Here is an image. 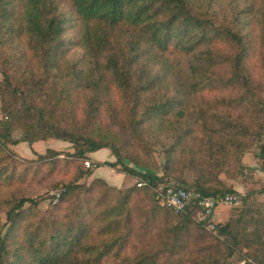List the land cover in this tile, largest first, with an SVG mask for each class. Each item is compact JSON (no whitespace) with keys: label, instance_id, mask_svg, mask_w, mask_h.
Returning a JSON list of instances; mask_svg holds the SVG:
<instances>
[{"label":"trees","instance_id":"1","mask_svg":"<svg viewBox=\"0 0 264 264\" xmlns=\"http://www.w3.org/2000/svg\"><path fill=\"white\" fill-rule=\"evenodd\" d=\"M243 1L226 15L222 0H0V192L45 165L74 168L47 210L26 195L0 197V264H226L235 255L264 264V201L256 199L264 184L216 232L192 209L162 206L152 188L178 178L200 195L240 194L222 175L235 179L264 138V0ZM76 47L83 52L74 58ZM76 99L84 120L70 128L58 114ZM25 111L35 120L24 122ZM104 111L121 120L136 154L107 136L113 130H99ZM18 127L24 136L15 141ZM50 137L74 152L48 147L24 157L10 146ZM155 143L161 165L149 159ZM103 148L116 160L89 155ZM260 151L264 158V143ZM84 159L93 166L84 169ZM104 165L148 184L117 196L105 178L80 182ZM185 166L197 171L190 182L180 177ZM143 194L151 200L144 227L161 224L134 252Z\"/></svg>","mask_w":264,"mask_h":264},{"label":"rangeland","instance_id":"2","mask_svg":"<svg viewBox=\"0 0 264 264\" xmlns=\"http://www.w3.org/2000/svg\"><path fill=\"white\" fill-rule=\"evenodd\" d=\"M239 4L240 6L243 5L244 1L243 0H222L221 6L223 7V12L228 15L234 10V5ZM83 50L81 48H74L72 50L70 56L71 57H79L82 55ZM261 74V72H260ZM258 75V77L260 76ZM0 79H2V75L0 73ZM259 81H264V76L258 78ZM43 98V97H41ZM81 102H79L78 99L74 101V104L72 107L67 106L64 108L63 111H60L59 118L63 120V122L71 128L72 125L75 126H80L83 123L84 120V113L82 112V106L80 105ZM23 109L22 107H19ZM69 110V111H68ZM0 118H3V114L1 111V101H0ZM35 120V115L30 112H26L23 117L24 122H31ZM99 130L103 133L114 131L112 133L107 134V136L114 138V140L117 143H120L124 150H132L136 154L137 148L136 145L133 146L132 143L128 141V135L126 133V130L123 128L121 120L118 121L115 119V117L111 116L108 114V112H103L101 115V119L99 123L97 124ZM24 136L23 129L21 127L16 128L13 131L12 139L13 140H20ZM51 138V137H50ZM44 141H38L39 145L37 150L45 152L43 146L45 148L47 147H55L58 148L59 150H62L64 154H61V157L65 156V153L67 152H74V147L73 145L68 142V141H63L59 140L57 138H53ZM63 142V143H62ZM264 143V138L262 141H260V147L261 144ZM25 144H29L25 142ZM24 144L18 143V144H10L11 148L15 150L17 153H19L21 156L26 157L25 153L27 152V149ZM42 147V148H41ZM260 147H255L253 152H248L244 156V166L240 170V173L235 179L232 178H227L226 175H222V177L226 180L227 183L235 186L238 188V192L240 193V198L246 194L248 190H253V189H259L261 186L264 184V158H261L260 156ZM32 148V147H31ZM30 148V149H31ZM69 149V150H67ZM108 151L113 155V160H116V157L112 153L111 149L107 148ZM33 150V149H32ZM153 158H149L151 164H153L154 159L155 162L158 165H161L165 162L166 157L165 153L163 151L162 144L160 143H155L153 147ZM92 152H89L91 154ZM36 152L34 151L32 155L35 156ZM101 154V153H98ZM100 156V155H99ZM36 157V156H35ZM91 161V160H90ZM101 162L107 161V160H100ZM85 159L82 160L83 167L84 169H87L88 167L85 165ZM99 162V161H98ZM130 166H135L132 162L129 163ZM91 166H93V162L91 161ZM104 167L105 171H102L103 173L108 170L107 165L100 166ZM99 167H94L93 172H95L96 169ZM111 169V168H110ZM115 170V169H114ZM74 168L69 167L65 164L64 161H61L56 168H53L50 165H45L41 167L40 172L34 173V171L27 177L24 178L23 180L17 181V183L11 187L10 189L3 190L0 192V197L7 199L8 197H14V196H22L26 195L30 198H34L36 201L39 202V208L41 210H47L50 208V196L49 193L50 191L58 186L56 184H61L64 183L66 184L68 181L72 180L74 176ZM116 172L121 175L120 171L116 170ZM155 172L158 174H162L163 171L162 169L158 168L155 169ZM196 168L192 167H187L185 166L182 171H181V178L187 180L188 182L192 181L194 177H196ZM94 174V173H93ZM92 175L84 176L82 179H80L81 183H86L90 184L94 179L95 176L93 177ZM117 176V175H115ZM121 180V178H119ZM142 179H139L133 175H126L124 179H122V187H117L118 189L115 191L117 196H120L123 194V192L130 186L137 184L139 181ZM171 181L176 182L177 184H182L181 181L178 178H172ZM109 183V182H108ZM110 184V183H109ZM112 185V184H110ZM184 185V184H183ZM114 186V185H113ZM102 192V189L98 188L95 190L94 193V201L97 200L99 194ZM135 201H138L135 206L138 210L135 212V220H134V233L132 236V241L130 244V249L131 251H136L140 247H145L151 245L155 241V237L158 231V228L161 224L160 219H157L155 223L152 224H147L146 228L145 226V220L147 216V207L150 204V199L148 198L147 195H142L138 196L135 198ZM256 199L258 202L264 201V193H258L256 195ZM134 201V202H135ZM243 201L236 205V206H228V205H221L217 211L218 214L220 213L221 218H224L227 216V218H230L231 214L233 211L238 210L242 206ZM66 206L71 205V201H68L65 203ZM149 210V207H148ZM0 218L2 222H6V213L3 208L0 207ZM225 220H222L221 226L225 224ZM226 264H244L242 258L238 255H235L231 257Z\"/></svg>","mask_w":264,"mask_h":264},{"label":"built area","instance_id":"3","mask_svg":"<svg viewBox=\"0 0 264 264\" xmlns=\"http://www.w3.org/2000/svg\"><path fill=\"white\" fill-rule=\"evenodd\" d=\"M85 165L91 166V161L86 160ZM148 182L141 180L139 186L147 185ZM159 203L171 209L175 214H182L187 210L195 212L197 222L213 232L221 227V221L217 216V209L220 205L236 206L241 202L240 194L227 193L222 198L214 196L200 195L195 189L188 186L177 184L174 181L160 182L152 186ZM65 188L62 186L54 187L50 193V203H57L63 196Z\"/></svg>","mask_w":264,"mask_h":264},{"label":"crops","instance_id":"4","mask_svg":"<svg viewBox=\"0 0 264 264\" xmlns=\"http://www.w3.org/2000/svg\"><path fill=\"white\" fill-rule=\"evenodd\" d=\"M52 139V138H50ZM48 140V139H47ZM41 141H44V140H41ZM27 143V142H26ZM63 143V142H62ZM21 144H24L23 146H25L26 148H29L27 149V152H23L25 154L26 157H33L34 155L33 152H37V153H44L43 151H39L37 150L38 146L41 145L38 143V141L32 143V145H30L29 143V147L27 144H25V141L21 142ZM32 147V148H31ZM31 148V149H30ZM42 148V147H41ZM44 150L46 149L44 146H43ZM48 148V147H47ZM52 148H55V147H52ZM33 149V150H32ZM57 150H59V147L58 148H55ZM69 150V149H67ZM98 153H101V154H98ZM92 159L94 160H111L113 161V155L108 151V149L106 148H103V149H100V150H97V151H94L92 152L91 154H89ZM100 155V156H99ZM109 167V166H108ZM111 168V167H110ZM108 168V170H106V172H102V171H105L104 167H99L98 169L95 170L94 174H93V177L94 175H97L95 177H102V178H105L110 184L114 185V186H117V187H122V179H124V177L126 175H130V174H126V173H123V172H120L121 175H119L116 170H114L113 168ZM117 175V176H115ZM121 178V180L119 179ZM235 187V186H234ZM237 190L238 188L235 187ZM221 206V205H220ZM219 206V207H220ZM217 216H218V219L222 222V220H227V216H225L224 218H221L220 216V213L218 214V211H217Z\"/></svg>","mask_w":264,"mask_h":264}]
</instances>
